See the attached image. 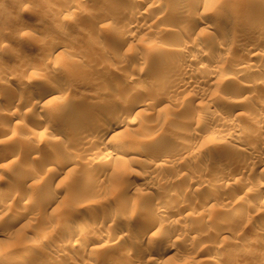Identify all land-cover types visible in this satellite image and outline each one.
Returning a JSON list of instances; mask_svg holds the SVG:
<instances>
[{
  "label": "rangeland",
  "instance_id": "obj_1",
  "mask_svg": "<svg viewBox=\"0 0 264 264\" xmlns=\"http://www.w3.org/2000/svg\"><path fill=\"white\" fill-rule=\"evenodd\" d=\"M65 1H67V2H65ZM108 1L109 0H69V1L68 0H0V83H3L2 84L3 86L0 84V120H2V121H0V146L6 145L8 142H10V143H13L14 141L17 142L19 146H15V144L17 145V143H15L13 148L14 147L16 148L17 153L19 151L17 158H20V159H18V161H19L18 164L16 162H14L15 164H10L7 166H4V165L1 166L0 165V183H2V185H1L2 188L8 184L7 181L10 182L9 184H13V183L17 184V182L19 181L18 182L19 187L22 185L20 188L18 187L19 190L22 189V191L17 192V193H20L21 195L18 194L19 195L18 196L16 194V191L14 189L13 190L11 189L12 191L9 190L8 193H6L7 196L4 195V197L2 198L4 200V202L7 203L6 206H7V209L9 211H7L6 209H4V210H6V211H4L3 208H0V218L2 216L1 214H3L2 213L3 211L5 214V215L4 214L3 215L7 218V220H6V218L3 216L5 218L4 219L5 221L2 220L3 224L0 223L1 224L0 225V228H1L0 231L4 230V231L0 232V233L4 232L3 234L0 235V243H1L0 248L2 249V250L0 249L1 250L0 251V253H1L0 254V264H14L13 262H15L16 264H26V263L27 264H29V263L39 264L40 262L42 264H56L60 261L67 263L66 260H67V258H69V256L72 257V260L77 259L76 262H78V260H79V263H80L81 259L84 260V259H86L87 256L90 257L89 254H93V256H98L100 259L103 257L104 258L108 257L107 258L108 260L110 259L109 262L107 261V259H105L103 262L104 258L101 259V261H100L99 258L95 257V258H97L96 259L97 264H99V261L101 264H104V263L107 264V262H108V264L110 262L111 263L116 262L115 264H118L119 259H120V261H122L121 264L123 262L126 263L125 261H127L131 252L129 251V249H126L127 252H129V253L125 254L126 250L125 249L121 250L120 246H122V248H123L124 244H125V248L127 246H132L133 250L141 249L140 244H138L136 242L135 243L138 245L134 244L135 239L131 238V236L133 237L135 234L132 232L137 233V235L140 234V232H141L140 230H142V229L140 228V230H139L138 226L143 227L142 225H144V221H145L146 217L148 216V214H150V212L154 213L157 211V209H158L157 206H159V203L156 199H154V195H156V194H162L163 195L164 194V195L168 196V198H170V197L173 198V196H171V192H170L172 190H178V192L185 194V197H184L185 200L182 201V199L181 200L177 199V198L175 199V197L173 199L170 198L171 200L169 199V201H170L169 204H170V206L172 205L171 207L173 209L174 208L177 209V210H174V212L176 211L175 212L176 215L170 214L168 217L167 216L168 213L167 214L164 213L167 217L164 215L165 217L162 218L163 217L162 216L161 218L163 219V221H165V220L166 221L165 222L162 221L161 224H165L166 226L162 225V228H161L160 227L161 225L157 224V226H155L152 229V232H156L159 229H163V227H164L165 232H169L172 235H178V233H180L181 234L180 236H182L183 231L185 233H189V231L187 232V230L190 228H191L190 230L195 229L199 232H200V230H202V233L201 232L199 233V234H201L199 237V239L201 241L198 240L191 247L188 244H186V242H184L183 240L177 242V253L178 254H176L177 256L175 257V262L179 261V260L183 261V259L185 260L187 258H190V259L191 258L192 259L198 258V255H197L198 253L195 249H198L197 247L200 246L199 242L202 243L203 239H205L203 242L204 243L207 242L206 244L211 243L209 245L224 244V248L219 249V254H218L217 259H220V261L221 260L225 261L227 259L228 263L230 262V264H263L260 262V253H261L260 250H261V248L258 247L257 245L255 246L254 242H251L252 243L251 244L250 241L254 240L255 238H259V239L264 238V232H262V231L258 232L254 228L256 224L262 223V225H264V194L262 196H259V197L256 196L255 194H253L254 189L257 186H259V184L264 183V169L262 168V166L259 168L257 167V164L259 161L263 162V167H264V120L259 122V127H261V128H259L258 130L257 129L255 130V125L254 124L250 125V123H248L249 127L241 128L242 124L247 122L246 120H242L240 125H239L242 132H240L238 134H227V132L224 131L222 129V127H220V120L221 119H219V118L216 119L217 118L216 116H210L209 114L204 113L203 106L204 105L207 106L209 104L212 105L213 102H211V99H209L206 96H204V97L202 96L201 98H199V100L197 99V101L192 102V101H190V97H193V96L199 94L201 92V90L207 88L209 90V93H211V96H215V98L218 99L219 101L221 100L220 102L217 100L219 102V105L213 103L215 108L217 109V113H219L217 116L221 115V116H219L221 118H223V117H225V118L235 117L237 115L238 116L239 115H241V116L245 115L246 116L248 114L253 115V113L255 111H257V109L264 112V103L262 102V99H261L264 97V84L262 83V81L264 80V78H263L264 77V20L259 19V18H255V17L252 18V15H251V17L248 16L246 18V20H244V17H242L241 13L239 12L240 7L242 8L243 6L240 4H239L240 5L239 6L237 3L234 4L235 2L234 1L230 2L231 0H201L200 4L198 5V8H195L192 11L190 10L192 5H193L192 0H172V1L171 0H154V1L152 0V2H150L151 0H149V1H147V3L145 5L142 6L141 10H146L147 13H148V11L151 10V12H149V15L150 14H152V15L149 16V18H147L146 20H142L141 22L137 23V27H136L138 30V34L144 35L146 37V39L147 40L149 39V40L147 42V40H145L143 37H138L139 38V40H138V38L136 36L137 39L135 38L136 40L133 39L130 42V43L133 42V44L135 46L134 47L132 46L131 49H128V47H127L128 50L126 51V53L128 55L126 54L127 55L126 58L129 59V57L134 56L136 53H134L133 50H135V49H136L135 52L140 51V53H141V51L142 52L150 51V54L152 56H153V54H156L155 52H157L158 58L157 57H156L157 59L155 58V56H157V55L153 56L154 59H153V57H151V60L148 61L149 63L147 62L146 65H143L144 67L142 66L144 69L141 68V71H140L139 64H138L140 62L139 60L136 61V63L138 64V70L132 68L133 66L136 68V66H135L136 64L135 65L133 64V63H135L134 62L135 60H133V58L135 56L130 58L131 60H133L132 63H131V60H129L130 61V63H129L128 59L127 60L125 59L127 61V62L125 61V63H124V61L117 63L116 65H118V66H116V67L118 69L114 65H112L110 62L109 67L111 65L112 71L114 70V68H116V70L119 71V72L114 71L113 72L114 75H112L113 73L110 72L111 69L109 70V67H107L108 65L107 66L105 65V62H107V60L109 62V59L111 60L113 57H116V55L114 54V48H113V46L116 44V43H114V42H116V40L114 39V38H116V36H115L116 34L114 35V32L117 33L118 26L121 25V23L118 19L114 22L113 17H117L118 14H119L118 16H120L121 14H123L125 12V10H124V8L123 9L120 8V13L118 11H115L117 9L108 10L106 8L107 7L106 2H108ZM110 1H117V0H110ZM69 2H70V4H69ZM76 2L79 4L77 5ZM117 2H123L125 4H134L136 2V0H135V2H133V0H119ZM131 2H133V3H131ZM170 2H172V3H170ZM209 2L214 4L213 9H207V5L209 4ZM66 3L71 5L72 7H70V8H73V10L72 11L70 10L71 12L69 11L68 14L66 13V15L63 16L61 14L60 10H62V8H64V9L67 8V6L69 7V5H67ZM75 4L77 6H75ZM165 4L169 5L170 7L165 8V6H164ZM170 4H172V5H170ZM148 5L151 7H148ZM175 6H176V8H175ZM172 7H174V8H172ZM177 8H179V9H177ZM189 10L191 11L190 13H188ZM254 11L256 12L257 10H254ZM34 12H35V14H34ZM140 12H138V15L143 16L142 12L141 13ZM58 14H59V16H58ZM104 14H105V16H103ZM106 14L107 15L111 14L112 16L111 15L107 16ZM99 15L101 16V18H98ZM155 16L158 17L157 20H154V19H156ZM239 16H241V18ZM103 17H104V21L107 23H105L104 21H103V23L99 22V21H102ZM105 17H106V19H105ZM169 17H170V19H169ZM162 18L164 20H162ZM194 18L200 22H206L207 21L206 23H209V24L213 23L214 25L212 27H210V29L209 28L205 29L202 26L197 27L195 29V31H193V33L189 34L190 36L189 35H187L188 37L187 36L185 37V35L183 36V34H182L183 30H180V29L182 27H183L182 29H184L185 26H182L181 24L185 23V25H186V23H188V22H189V24H191L192 19H193V21L195 20ZM108 19H113L112 20L113 22L111 20H108ZM166 19H168V20H166ZM226 19H228V20H226ZM229 19L231 20L230 23H228ZM240 19H241V21H239ZM94 20H95V22H94ZM108 21L111 22V26H109L110 23ZM91 22L93 23V25ZM144 22L147 24H145ZM241 22H243V23H241ZM99 23L100 24L102 23V24L100 25ZM114 23H116V25ZM140 24H143V26H140ZM151 24H153V25H151ZM61 25H63L64 27L65 26L67 27V30H66L67 32H64L62 34L57 33L58 32L57 30L59 28L63 27V26L61 27ZM180 25L182 27H179ZM237 25H238V27H237ZM165 26L167 29H170V30L168 31L167 29H164ZM152 28H153V31H149V30H152ZM157 28L161 29V30L164 29L167 32H165V34H163L164 33V30H163L162 34L158 33L160 31H158ZM240 28H242V30ZM140 29L142 31H140ZM171 29H172V31H171ZM175 29H178L181 32L177 31V30L175 31ZM206 30H207V32H206ZM109 31H110V34L113 33L114 36L112 34L110 35ZM154 31H158V32L154 33ZM197 31H199L198 34L196 33ZM177 32L178 33L180 32L182 35L178 34ZM226 32H228V33L230 32V34H228V33L227 34L230 35L229 37H231L232 39L238 38V40H239V37H241L242 40L240 39V41H250V42L253 41L256 44V46L258 45L257 49H256L258 51L256 52V50H255V52L258 54H256V55L254 54L255 55V57H254L252 52H247L244 49L241 50V48H239L240 50H236V48L231 47L225 41L228 38ZM156 33H158L160 36L158 37V34H156ZM154 34H156V37L154 36ZM239 34H241V36H238ZM243 34L246 35L247 39L249 38V40H246L245 39L246 36L244 37ZM87 35H88V37H87ZM221 35H223V37H221ZM58 36L61 39L66 40V42L68 43L67 50H68V47L70 46L69 48L72 49L74 47V49H72V50L69 49V50H71L72 52H73V50H75V51L78 50V52L75 53V51H74L73 53H71V52H69V50L68 51L65 50L66 51V52L64 51L65 53L62 51L61 53L57 54L56 57H54V58L52 57L53 59L52 58L51 59L48 58V60L46 58L42 59L43 58V55H42L43 52L42 51L44 50V48H42V44L45 45V44H47V42H49L50 39L59 38ZM148 36H149V38H148ZM182 36L184 37V40L185 41L188 40L187 42H189V43H193V41H195V40H201V39L206 38L205 42L203 41V43L206 44L205 48H206V52L208 54L206 53L205 55H202V56L198 55V56L193 57L195 59H194V62L191 66L192 72H190V73L181 72L182 74L181 73L178 75L169 74V76H168V73H166L165 70L162 71L163 69L166 68V66L160 65L162 63V62L160 63L162 57H161V59L159 58L160 54H161V50L157 51L158 49H156V48L159 46L161 48H163V47H166L168 45L169 46H171V45L175 46V44L173 45V43L180 42L182 39L181 38ZM83 37H86V38H83ZM109 38H111V39L109 40ZM194 38H196V39L193 40ZM220 38H222L221 42L219 41ZM150 39L153 41V45H152ZM34 40L36 43L33 42ZM111 40H112V42H111ZM95 42H97V43L103 42L104 43L103 45L105 47L106 46L107 47L106 48L104 47L105 49L104 48L100 49L99 46H97L99 44H97ZM166 42L167 43L169 42V43L167 44ZM206 42H209V43H206ZM215 42H216V44H215ZM223 42H224V44H223ZM164 45H166V46H164ZM78 46H80V47H78ZM144 47L146 50L144 49ZM97 48L99 50H97ZM107 48H109L110 50L108 51ZM100 50H103L104 52L101 53ZM93 51H94V53H93ZM87 52H89V53L87 54ZM159 52H160V54H158ZM66 53H68V54H66ZM74 53L78 57L76 55H73ZM81 53L82 54L85 53L84 55H85L86 59L87 58L90 59L89 57L91 56V54H94L95 60L93 59L94 61L93 60L87 61L86 59H83L84 64L80 68L76 69V71L79 70L78 74L76 72H74L75 74L72 72V71H75V68H73L74 70H72L71 66L67 67L66 63H61L58 60V58H60L62 55H64L70 62L71 60H73V58H71L70 56L73 55L72 57H74V58H80L79 56L81 55ZM150 54H149V57H150ZM190 54L191 53L188 52V53H185V55H183V56L179 55V57L178 56L173 57L172 55H169L168 53H166V54L164 53L163 55H161V56H163V58L165 60V61H163L162 64L167 62V64L170 65V62L171 63L176 62V60H179L178 58H182L184 56H190ZM215 54L221 58H222V56H224L223 57V63L224 64H221V65H223L222 68L220 67L221 69L219 68V70L217 71L219 79L221 80L220 83L218 82V84L216 83V84L209 85L208 82L205 83V81L203 82L204 79L200 78V79H198L199 82H197L196 86L191 87V88L190 87L173 88V87L169 86V84H171L172 80L174 81L175 79H179L182 77L183 78L187 77L188 79L191 77V79H192L193 76H190V75H193V73L196 72V70H198V68L201 65H203V63L204 64L209 63L211 56L212 57L216 56ZM86 55H88V56H86ZM112 55H113V57H112ZM234 55H235V57H234V59H232ZM83 56L81 55L82 58H83ZM94 56H91V59ZM109 56H111V57H109ZM96 58H98V60H96ZM118 58H119V56H118ZM244 58H247V59H244ZM74 60H77V59H74ZM241 60L244 61L243 63L254 62L255 63V65H254L255 69H254V71H250L249 73L244 75L243 81L240 85H238L237 87L236 86L232 87V88L230 87V89H229L228 88L229 86L225 82V80L227 78L233 76V74L236 73L235 70H233V69L236 68L237 63H238V66H240V64H243ZM101 62H103V64ZM30 63L32 66L30 65ZM157 64L161 67L162 66L163 67L165 66V67L164 68L159 67L158 69H156L158 67ZM228 65H229V67H227ZM227 69H228V71H227ZM130 70L135 71V73H137V71H138V73L135 74L137 76L136 81L132 82L130 84V85H132L131 86L133 88L132 90H138L139 88H141V83H143L144 81H147L150 83L155 82L156 79H159L161 76L163 77L164 72L167 74V76L162 78V80L164 79L163 80L164 84L163 83L162 84L163 85L168 84V86L160 87L163 85L161 84L162 81H159L160 80L159 79L158 82L156 81V84L154 83L155 85L152 84L154 86L150 85V88H149L150 93L147 92L148 87H146L147 88L146 94L148 93L149 97H151L153 99V103L152 102L150 103V100L152 101V99H150L147 96L148 97L147 101L149 99L150 100L148 101L149 105L144 107V110L146 112L143 110L144 113L142 111L141 114L139 113V115L137 116V119H138L137 121L138 122L141 121V124H139V126H138V124L137 125L136 124H130V123L124 124L126 126H123L122 127L123 129L122 128L121 129H122V131L125 130L124 131L125 133L124 134L120 133V135L118 134L119 137H121V138H119L117 136V139L115 138V140H112L113 142L110 141V143H107L104 146V149H106V150H113L115 152L118 151L117 153H119V154L124 153L123 156H127V158H129V161H128V163L126 162V165L128 167L130 166V168L125 167V169H123L124 172L122 173V171H121L122 168L120 170V165L119 164L117 165V168H118V170H117V168L115 167L117 162L115 161L114 158H110L112 160L107 161L108 165L110 166L109 167L110 170L106 171L105 175H103L105 167H103V165H101V164H98L96 162V160H94L96 157L94 159H92L90 157L81 155L80 154L81 151H77V150H79L80 144H81V142H83V137H82V135H84L83 131L84 130L87 131L91 128L94 129L95 127L98 128V126L100 124H102V120L104 118H106L107 115H109L107 113H109L112 110V109L111 110L109 109L110 108L109 105H111V108H112L113 101H112V99H111L112 102L108 101V99L113 98V100H114L115 98L112 97L111 95L108 97L103 96V97L107 98L108 102L105 101V98H103V97L100 98L101 100L104 99V102H107L106 106H108L109 108L106 106H104L105 108L104 107L94 108L95 107L94 106L91 109L89 106L86 107L87 104H86L85 100H92L93 99V97L95 96L94 94L95 93L97 94V88L96 87H98V85L104 83L103 81H105V79H106L105 82H110V80L112 82H114L116 79L120 80V78H115V79L110 78L111 76L108 75L109 73L110 74L112 73L111 75L113 77H118L119 74H120L119 76H122L120 71H124L122 73H125V72H128ZM142 70H143V72H142ZM193 70H194V72H193ZM88 71L89 72L91 71V73H89ZM150 71H151V73H150ZM222 71H223V73H222ZM139 72H141V73H139ZM161 73H162V75H161ZM165 73H164V76L166 75ZM70 74H72L74 76H76V74H77V76L80 74L81 77L76 76L74 78H70V76H69ZM91 74H93L92 77H90ZM147 74L149 76H147ZM106 75H107V77H105ZM157 75L158 76L160 75V77L158 78ZM90 78H92V79H90ZM153 78L155 79V81H153L154 80ZM169 78L170 79L172 78L171 82H170ZM112 79H114V81ZM121 79H122V77H121ZM256 79H258V80H256ZM53 80L57 81L61 85H66L67 83H69L70 86H69V84L66 85L67 89H69V90H66V89L63 90L62 95L60 94L61 93V91H60L59 94H60V96H62V97H60L61 99L59 98L57 100L51 101L49 103V105L43 106L42 109L39 106L40 108L38 107L36 110H33L34 111V113H33V111H32L33 107L29 104V98H28V97H30L29 94L31 92H33L36 89V87L39 86L40 84L47 83L48 81H53ZM88 80H91V81L89 82ZM93 80L96 83L93 84L92 83ZM107 80H109V81H107ZM141 80H142V82H141ZM21 82L23 85L25 84L27 86V90L29 93L27 96L26 95L21 96L20 94L17 95L16 93H14L20 89V87H21L20 83ZM62 83H64V84H62ZM86 83L92 84V85H90V88L88 86H86ZM225 83L227 84V86ZM255 83H257V84H255ZM7 84L9 85V87ZM82 84H84V85H82ZM158 84H159V87H155ZM249 85L251 87H249ZM153 87L158 88L159 90L155 89ZM161 88L164 90H162ZM165 88H166V90H165ZM86 92H88L89 94H87ZM91 92H92V94H91ZM93 92H94V94H93ZM232 93H234V94L232 95ZM237 93H238V95H237ZM82 94L83 95L86 94V96H85L86 98L85 97L83 98ZM90 94H91V96H90ZM88 95H89V97H88ZM171 96L179 97L180 100L177 98L179 101L178 100L173 101L172 99H170ZM245 96H247V97H245ZM217 97H219V98H217ZM11 98H12V100H11ZM186 98H188V99H186ZM243 98H245V99L247 98V100H245V101L246 102L248 101V102L246 103L245 101H243L244 100ZM181 99H182V101H181ZM239 101H241V102H239ZM65 102H66V104H64ZM109 102H111V104H109ZM67 103L70 106H75V107L77 106V109L79 107L78 110H80V111L84 110L83 112H85V113H89V111H90V113H92L91 117L93 118V120L91 117L89 118V120H87V122L89 121L88 122L89 125L86 126L85 129L80 128L81 130H79V129L75 130V128H72L75 130L74 131L70 128L71 123H73V122H75V120H77V119L73 120L72 117L70 118V116H69L70 113H66L63 116H59V115H61L62 111H64L62 109L63 108L62 106L67 105ZM79 103H81V104H79ZM60 104H61V107H60ZM178 104H179V106H178ZM4 107H6V108H4ZM7 107H10V109L7 110ZM80 107H81V109H80ZM252 107H254V108L252 109ZM57 108H59V111ZM64 109H66V108H64ZM65 111H67V109ZM107 111H109V112H107ZM74 112H72V113H74ZM8 113L14 114V121L11 122V124H10V126H11L10 131H8V132H6V134L2 135L3 134L1 132L2 127H3V124L6 122L5 117L8 116V115L6 116V114H8ZM38 114L42 115V117L48 123H51L52 125L47 124L46 129H45V126H43V125H42L43 127L41 125L39 126L38 122H36V117H35V116H38ZM198 114H201L200 117H201L202 121H204V122H202V123L196 122ZM4 115H5V117H4ZM15 115H17V116H15ZM57 116H59V118ZM66 116L68 117L69 120L66 119L67 118ZM204 117L206 120L204 119ZM57 120L59 123L57 122ZM63 120H65L66 122ZM33 121H35V122L33 123ZM68 122H69V124H67ZM37 124L39 126V130H38L39 132L38 131H37V133L35 132L34 135L30 134L31 132H29L27 129L30 128L29 130H31L32 127L35 128V126ZM91 124L94 126V128ZM90 126H91V128H89ZM207 126H208V128H207ZM49 127H51V128H49ZM124 127L126 129H124ZM127 127H128V129H127ZM205 128L208 129V131ZM219 129H222V130H219ZM200 133H202L204 138L202 139L201 137H198L200 139L199 140L196 136H198ZM173 136H175L174 138H176V140H178V142L177 141L173 142L174 141V140H172ZM177 137H179V139ZM235 137H237V138H235ZM21 138H24L25 140H22ZM26 138L28 141L26 140ZM196 138L198 140H196ZM17 140L20 141V143L22 141L23 142L20 144ZM186 140L188 142L196 141V142H194V148H190L187 146L185 147V145L187 143ZM26 141H27V143L29 142L30 145H29V143L27 144ZM153 141H155V143H153ZM38 142H39V144H38ZM228 142H229V145L232 142L231 144L235 145V146L229 147L227 149L228 152L222 151L223 149H222V146L220 144H222V143L227 144ZM152 143H153V145H152ZM121 144L125 147V149H124V147L121 146ZM28 146L29 147L31 146L30 148L31 149L34 148V150H31ZM23 147L25 148V150ZM77 147H78V149H76ZM184 148L187 149V155L186 156L188 158L186 156L181 157L178 155V151L184 150ZM219 148H221V149H219ZM27 149L30 151H28ZM192 149H193V151H192ZM55 150H57V152H58V150L61 151L62 154H64V155L66 153V157H65L66 162H68L70 160L71 162L74 161V162L79 163V164L82 163V168H83V166L85 168H83V169L81 168L78 171H73V170H70V171L66 170L65 171V169L63 168V163H62L61 166L58 167V171H57L58 175H56V178L54 179L55 182L53 181L51 184V182L48 181V178L52 172H49L48 171L49 169L48 170L46 169V168H50V165H47L48 167H45V166H43V164H45L44 161L46 162V164L47 163L50 164V161H51L50 156L53 152H55ZM24 151H25V153H24ZM236 151H238V154ZM239 151L241 154L239 153ZM21 152H23V153H21ZM191 152H193V153H191ZM235 153H236V156H235ZM19 154H22L21 157H18V156H20ZM47 154H49V155L47 156ZM244 155H246V156L244 157ZM46 157H49L47 161H46ZM164 157L168 158V166L163 165L162 166L163 169H162V167H159V168H156L155 170H151L148 167L150 163L152 164L153 162L159 160L160 158H164ZM154 158L156 160H154ZM151 160L152 161L154 160V161L150 162ZM66 162H64V164ZM188 162L190 165L188 164ZM182 165L185 167L181 168ZM113 166H114V168H113ZM173 166H176V167L173 168ZM228 166L229 167H231V166L239 167L240 166L241 170L237 173V175H238L237 179H231L228 183L223 184L222 187L208 189L209 191L207 190V191L203 192L202 190H200L198 192L195 191L196 193L194 191H192L193 193L190 191L194 185H200V187L202 186L201 188L204 189L206 187L205 182H207V180L212 179V181H214L215 180L214 177H217V176H215L214 172H217L218 170L221 171L222 169H224V170L228 169L229 170L230 168ZM33 167H34V169H32ZM220 167L221 168L223 167V168L221 169ZM233 167H231V168H233ZM42 169H43V171H42ZM86 169H87V171H86ZM177 169H178V171H176ZM215 169H216V171H215ZM146 170H147V172H146ZM144 172H146V176L144 175L145 174ZM147 173H148V175H147ZM96 174L98 176H95ZM139 174H140V176L144 175L147 179H145V181H144L143 179L140 178ZM99 175L100 176L103 175L104 176L103 179H101ZM196 175L201 176V177L197 180L195 178ZM213 175H214V177H213ZM94 177L95 178L97 177L96 180H94ZM149 178L150 179L152 178V179L150 180ZM21 182H23V184H20ZM191 183L192 184L194 183V185H192ZM189 191H190V193H189ZM233 191L234 192L239 191V193H238L239 196H237V198H235L236 203L234 204V206H230V207H226V208L222 207L224 210L220 209V207L217 206L216 204H218V203L220 204L221 202H223V200L226 201L227 199H229L231 197V195L234 193ZM58 193H59L60 197L56 196V194L58 195ZM23 194H25V195H23ZM151 194H153V195H151ZM206 194L211 196V198H212L210 201L211 203L209 202L206 205V209L205 208L199 209L200 210V212H199V210H197L198 209L197 206H195L194 203L199 201V199L201 198L202 195H206ZM13 196H14V198H13ZM54 196H56L57 198ZM6 197L7 198L10 197L11 199L13 198L12 201H14V199H16V197L17 198L19 197L17 200H23V198H24L26 201L28 200V203L30 201V204H27V206H26L27 208H25V207L23 208V210L26 209L25 210L26 216L23 219V221L18 225L8 226V224L7 225L4 224L5 222L7 223L8 217L11 215V213L12 212L15 213V211H17L16 208L13 207L14 204H13V206L10 205L11 203L9 201H11V199L9 200ZM4 198L6 199V201ZM151 198L154 200H152ZM191 199H193V200H191ZM43 200L45 203L48 200L50 205L48 206V204H47L48 207L46 205H45L46 207H44L42 205V204H44ZM172 200H173V202H172ZM218 200L220 202H218ZM8 202H9V204H8ZM177 202H178V204H177ZM214 202H216V204ZM179 203H182V205ZM185 203L188 204L187 206L189 208H187L184 211V208L186 207V206H184V205H186ZM9 205L12 207L11 209H9L10 208V207H8ZM28 205H29V207H28ZM6 206H5V208H6ZM174 206H176V207H174ZM194 206H195V208H194ZM251 207H252V209H251ZM253 207H254V209H253ZM14 209H15V211H14ZM203 209L205 211H203ZM215 209L218 210V212L217 211H215V212H217L219 215L223 214L222 216H224L223 218H225V219H223L224 221L222 220V216H220V217L216 216L215 218L208 219L209 218L208 215L210 213L214 212ZM249 209H250V211L251 210L252 211L249 212ZM23 210H22V212H23ZM98 210L99 211L104 210L105 213H107V214L108 213H111V214L114 213V215H112V217H114V218L108 217V218H110L109 220L107 219L105 221H101V223H103L102 226L105 227L104 230H102L103 227L101 226V230L103 233L106 232L105 234H109V233L112 234V233H115L116 230H117L116 233H118L119 231H122L123 228L126 227V225L128 226V223H129V228H130V224L132 226L130 228V231L132 229L131 233L134 235H131V233H130V235H131L130 236L129 233H127V234H125L127 237L129 236L127 238V237H124L125 236L124 234H122L119 241L117 242V245L116 244H115V246L111 245L114 248L120 244V246H118V248L117 247L114 248L115 250L113 248H111V246L108 247V250H106V248H105L106 245H103L104 242L102 243V241L89 242V244L86 246L87 248L86 247L82 248L83 250H81L79 247H77L78 245L72 246V247H70L72 249H70V248L68 249V250H70V251H68L70 254L67 253L68 255L67 254L65 255L62 251L58 250V248L55 245L56 244L58 245V243H60L59 242V241H61V240H59V239H61L60 235H61V237L63 235L65 236V231L68 230L69 226H71L69 224H76L79 222L83 223V219L85 221L88 218L89 219L96 218V220L95 219L94 220L96 222L97 221L100 222V218H98L99 217L98 216L99 215ZM106 210H108L109 212ZM219 210H221L222 214H220L221 212ZM247 210L249 213H252L254 210V212H253L254 216L252 215L253 219L251 221H249L247 219H241L240 220L239 216L238 217H235L234 215L232 216V214L235 211L245 212ZM255 210H257V211H255ZM84 211L86 213H88V215H86L85 217L82 215V212H84ZM27 212H30V213H27ZM197 212H199L201 215ZM203 212H205V213H203ZM231 212H233V213H231ZM188 213L191 215L194 214L196 216H198V214H199V216L202 218L199 219V217H198L197 218L198 220L195 219L194 221H193V219L191 220V218H188V220L190 219L189 221L187 220L189 222V224L190 225L194 224L195 226H190L188 223H187V225H189V226H182L181 224L178 223V227H177L176 226L177 224H175V223H177L178 217L180 220L186 219L185 216ZM111 214H109V216ZM28 215L30 217H28ZM181 215H183V216H181ZM225 215H226L227 219H226ZM115 216H118V217H116L118 221H116ZM171 216H172V218H171ZM218 218H220V220ZM1 219H3V218H1ZM111 219H113V220H111ZM173 219H175L174 222H172ZM79 220H81V221H79ZM169 220L172 223H168ZM204 221H206L207 225L205 224ZM221 221L224 223H222ZM108 222H109V225H108ZM117 222H119L120 224H118ZM200 222H202L203 224ZM58 223L63 225L62 231L64 232V234L62 231H61L62 234H57L56 232H55L56 234L54 232L53 233L49 232V230L54 228L56 226V224H58ZM115 223H117V224H115ZM121 223L124 226H122ZM197 223L199 225L202 224V226L200 227ZM174 224H175V226H174ZM118 225L121 227H118ZM210 225H212V227H209ZM116 226L118 227V229H116L117 228ZM24 227H28L27 231H29V232H26L27 236L22 238L23 240L21 242L20 234L23 231ZM133 227L135 229L137 228L139 230V233H138L137 229L135 231V229ZM173 227L174 228L176 227V228L174 229ZM183 227H185V228L189 227V228H187V230H185V228H183ZM193 227H195V228H193ZM107 228H109L110 230ZM113 229H114V231H113ZM133 229H134V231H133ZM180 229H182L183 231H181ZM46 230H48V232H49L48 234H50L49 239L52 238L51 234H52V236H53V234H55L56 239H54L55 237H53L52 242H51V240H49V242H47V244H43V245L40 244L39 239L36 240L37 243L35 242V240L33 241L34 237L39 238V236H41V234H43V232ZM91 230H93V231H91ZM91 230L90 229L87 230V232L85 234H83V236L80 237V241L92 239L95 235L94 231L96 232V231L100 230V228H98V230H96V229H91ZM108 230H109V232H108ZM17 231H19V233ZM7 232L9 233L10 236L7 234ZM102 232L99 231V233H97V232L96 233L98 235ZM44 233H47V231ZM185 233H184V235H185ZM16 234L19 236H17ZM3 235H5V236H3ZM89 235H90V237H89ZM160 235H161V233H160ZM158 236H159V234H158ZM158 236L156 238H158ZM58 237H59V239H58ZM130 238L133 239L134 241L133 240L131 241ZM156 238L149 240V241L155 242V241H157ZM57 240H58V242H56ZM146 241H148V240H146ZM146 241L144 242L143 246H146L148 243H150L149 241L148 242H146ZM3 243H4V246L2 245ZM95 244L97 245L96 247H94ZM98 245H103L104 247L103 246L98 247ZM2 246L4 247V250H3ZM51 246H53V247L51 248ZM101 247H102V249L105 248L103 250H105L106 252H104L101 249ZM246 247L249 249H246ZM54 248H56L57 251H55ZM40 249H42V250H40ZM78 249H80V250H78ZM40 252H42V253H40ZM60 252L63 253V255H61ZM100 252H103V253H100ZM107 252H109V255L110 254L111 255L105 257L106 255H108ZM122 252L124 253L125 256L123 255ZM158 252H160V253H158ZM98 253H100V254L98 255ZM162 253H163L162 248H158L157 251H155L153 253L154 255L152 254V256H153L152 258L158 259V257H161L163 255ZM158 254H159V256H158ZM213 254H214V251L209 252L208 249H205V251L202 252L201 258L204 257L205 259H209V257ZM2 255H5V256H2ZM64 255L66 256V258H64ZM101 255H102V257H101ZM113 255H114V258L116 256L118 258V256H119V259L116 258L115 261H111V260H113ZM125 257H127V258H125ZM223 258H225V259H223ZM124 259H126V260H124ZM35 261H36V263H35ZM37 261H38V263H37ZM222 261H221V264H223ZM8 262H10V263H8ZM17 262H19V263H17ZM81 264H83V262ZM226 264H227V262H226Z\"/></svg>",
  "mask_w": 264,
  "mask_h": 264
},
{
  "label": "bare ground",
  "instance_id": "obj_2",
  "mask_svg": "<svg viewBox=\"0 0 264 264\" xmlns=\"http://www.w3.org/2000/svg\"><path fill=\"white\" fill-rule=\"evenodd\" d=\"M69 1V0H68ZM117 1H119V0H117ZM117 1H108V2H106V4H107V9L108 10H115V9H117V10H115V11H118L119 13H120V8H124V10H125V12L123 13V14H121L120 16H118L117 15V17H113V19H108V20H113L114 22L118 19L119 21H120V23H121V25L120 26H118V31H117V33H115L114 32V35L116 36V38H114L115 40H116V42H114V43H116L114 46H113V48H114V54L116 55V57H113V55H112V59L110 60L109 59V62H108V60H107V62H105V65L107 66V67H109V63L111 62V64L112 65H114L115 67L116 66H118V65H116L117 63H119V62H122V61H124V63H125V61L128 59V58H126L127 57V53H126V51L128 50V49H131L132 48V46L134 47L135 45L133 44V42L132 43H130L131 42V40H133V39H135L136 38V36H137V38L138 37H143L145 40H147L146 39V37L144 36V35H139L138 34V30H137V23H139V22H141L142 20H146L147 18H149V16H151L152 14H150L149 15V12H151V10L150 11H148V13H147V11L146 10H141V8H142V6L143 5H145L146 3H147V1H149V0H136V2H135V0H133V2H135L134 4H125V3H123V2H117ZM154 1V0H153ZM172 1V0H171ZM200 1L201 0H192V3H193V5H192V7H191V11L192 10H194L195 8H198V5L200 4ZM232 1H234L235 3L234 4H240V5H242L243 7L241 8L240 7V9H239V12L241 13V15H242V17H244V20H246V18L249 16V17H251V15H252V18H259V19H262V20H264V0H231L230 2H232ZM65 2H67V1H65ZM133 2H131V3H133ZM150 2H152V0L150 1ZM77 3V2H76ZM161 3V2H160ZM170 3H172V2H170ZM67 4V3H66ZM69 4H70V2H69ZM69 4H67V5H69ZM79 3H77V5H78ZM73 5V4H72ZM76 4H75V6H77ZM170 5H172V4H170ZM176 5V4H175ZM182 5V4H181ZM205 5V4H204ZM203 5V6H204ZM213 3H210L209 2V4L207 5V9H213ZM239 5V6H240ZM165 6V8H169L170 6L169 5H164ZM180 6V5H179ZM238 6V7H239ZM66 7V6H65ZM70 7H72L71 5H69V7L67 6V8H62V10H60L61 11V14L64 16V15H66V13L68 14V12L71 10H73V8H70ZM74 7V6H73ZM148 7H151V6H149L148 5ZM69 8V9H68ZM83 8V7H82ZM154 8V7H153ZM172 8H174V7H172ZM175 8H176V6H175ZM78 9V8H77ZM119 9V10H118ZM177 9H179V8H177ZM84 10V9H83ZM169 10V9H168ZM175 10V9H174ZM189 10V12L188 13H190L191 11ZM254 10H257L256 12L254 11ZM70 11V12H71ZM142 12V14H143V16L142 15H138V12ZM177 11V10H176ZM235 11V10H234ZM238 11V10H237ZM84 12V11H83ZM113 12V11H112ZM140 12V13H141ZM182 12V11H181ZM207 12V11H206ZM60 13V12H59ZM108 13V12H107ZM111 13V12H110ZM115 13V12H114ZM137 13V14H136ZM153 13V12H152ZM163 13V12H162ZM177 13V12H176ZM183 13V12H182ZM34 14H35V12H34ZM109 14V13H108ZM155 14V13H154ZM157 14V13H156ZM107 15V14H106ZM111 15V14H110ZM110 15H107V16H110ZM237 15V14H236ZM239 15V14H238ZM32 16V15H31ZM30 16V17H31ZM36 16V15H35ZM58 16H59V14H58ZM82 16V15H81ZM103 16H105V14L103 15ZM112 16V15H111ZM115 16V15H114ZM154 16V15H153ZM158 16V15H157ZM157 16H155V18L156 19H154V20H157L158 19V17ZM163 16V15H162ZM206 16V15H205ZM85 17V16H84ZM240 18H241V16H239ZM98 18H101V16L99 15V17ZM108 18V17H107ZM111 18V17H110ZM205 18V17H204ZM105 19H106V17H105ZM169 19H170V17H169ZM195 19V18H194ZM99 20V19H98ZM101 20V19H100ZM162 20H164L163 18H162ZM166 20H168V19H166ZM207 20V19H206ZM226 20H228V19H226ZM103 21H104V17L102 18V21H99V22H102L103 23ZM107 21V20H106ZM112 21V22H113ZM189 21V20H188ZM192 21H193V19H192ZM191 21V24H189V22L188 23H186V25H185V23H180L182 26H185L184 27V29H182L183 27L180 25L179 27H182L180 30H183V32H182V34H183V36L185 35V37L187 36V35H189L190 33H193V31H195V29L197 28V27H204L205 29L207 28H209L210 29V27H212L214 24L213 23H206V22H200V21H198L197 19H195L193 22ZM230 19H229V22L228 23H230ZM239 21H241V19L239 20ZM94 22H95V20H94ZM105 22V21H104ZM109 23H110V25L109 26H111V22L110 21H108ZM92 23V22H91ZM101 23V24H102ZM105 23H107V22H105ZM145 23V22H144ZM241 23H243V22H241ZM95 24V23H94ZM100 24V23H99ZM100 24V25H101ZM115 25H116V23H114ZM145 24H147V23H145ZM144 24V25H145ZM172 24V23H171ZM184 24V25H183ZM188 24V25H187ZM203 24V25H202ZM238 24V23H237ZM92 25H93V23H92ZM96 25V24H95ZM151 25H153V24H151ZM155 25V24H154ZM63 25H61V27H62ZM105 26V25H104ZM140 26H143V24H140ZM147 26V25H146ZM149 26V25H148ZM240 26V25H239ZM256 26V25H255ZM237 27H238V25H237ZM143 29V28H142ZM146 29V28H145ZM151 29V28H150ZM158 29V28H157ZM164 29H167L166 28V26H165V28ZM164 29H158V31H160V32H158V31H154V33L155 32H158V33H163V30ZM173 29V28H172ZM172 29H171V31H172ZM241 30H242V28H240ZM67 30V27L65 26H63L62 28H59L57 31V33H64V32H67L66 31ZM168 31L170 30V29H167ZM174 30V29H173ZM180 31V30H178V29H175V31ZM228 30V29H227ZM140 31H142L141 29H140ZM149 31H153V28H152V30H149ZM225 31V30H224ZM84 32V31H83ZM165 32H167V31H165L164 30V33L163 34H165ZM181 32V31H180ZM178 33V34H181V33ZM198 32L199 31H197L196 33L198 34ZM206 32H207V30H206ZM70 33V32H69ZM152 33V32H151ZM150 33V34H151ZM158 33H156V34H158ZM195 33V32H194ZM228 32H226V34H227ZM244 33V32H243ZM82 34V33H81ZM109 34H110V31H109ZM112 35H113V33H111ZM110 34V35H111ZM156 34H154V36L156 37ZM181 34V35H182ZM206 34V33H205ZM213 34V33H212ZM228 34H230V32L228 33ZM227 34V36H228V38L225 40L231 47H234V48H236V50H240L239 48H241V50H246L247 52H252L253 53V55L255 54H258V53H256L258 50H256L257 49V46H256V44L252 41V42H250V41H240V39H241V37H239V40H238V38H234V39H232L231 37H229L230 35H228ZM245 34V33H244ZM243 34V35H244ZM83 35V34H82ZM101 35V34H100ZM107 35V34H106ZM113 35V36H114ZM153 35V34H152ZM151 35V36H152ZM193 35V34H192ZM196 35V34H195ZM150 36V37H151ZM160 35L158 34V37H159ZM164 36V35H163ZM166 36V35H165ZM181 37L180 39H181V41L180 42H177V43H173V45L175 44V46H166V45H164V46H166V47H163V48H161L160 46V48L159 47H157L156 45V49H158L157 51H159V50H161V54H160V52L158 53V54H160V59H161V57H162V59H161V61H160V63L162 62L163 63V61H165L164 60V58H163V56H161V55H163L164 53L166 54V53H168L169 55H172L173 57H176V56H178L179 57V55H181V56H183V55H185V53H188V52H190L191 54H190V56H184V57H182V58H178L179 60H176V62H173V63H171L170 62V65H168L167 64V62L166 63H164V64H160V65H165L166 66V68L165 69H163L162 71H166V73H168V76H169V74H175V75H178V74H180L181 72H187V73H190V72H192L191 70H192V68H191V66H192V64H193V62H194V59L195 58H193L194 56H198V55H205L207 52H206V44H204L203 43V41L205 42V40H206V38L205 39H201V40H195L196 38H194L193 40H195V41H193V43H189V42H187V41H185L184 40V37ZM190 36V35H189ZM238 36H241V34H239ZM246 35H244V37H245ZM59 37V36H58ZM71 37V36H70ZM87 37H88V35H87ZM102 37V36H101ZM162 37V36H161ZM167 37V36H166ZM188 37V36H187ZM221 37H223V35H221ZM226 37V36H225ZM237 37V36H236ZM83 38H86V37H83ZM106 38V37H105ZM136 38V39H137ZM148 38H149V36H148ZM154 38V37H153ZM218 38V37H217ZM243 38V37H242ZM88 39V38H87ZM111 38H109V40H110ZM135 39V40H136ZM167 39V38H166ZM221 39L222 38H220V42H221ZM245 39L246 40H249V38L247 39V36L245 37ZM85 40V39H84ZM94 40V39H93ZM138 40H139V38H138ZM137 40V41H138ZM149 40V39H148ZM148 40H147V42H148ZM151 40V39H150ZM164 40V39H163ZM242 40V39H241ZM78 41V40H77ZM101 41V40H100ZM106 41V40H105ZM34 43H36L35 42V40L33 41ZM111 42H112V40H111ZM135 42V41H134ZM161 42V41H160ZM165 42V41H164ZM192 42V41H191ZM80 43V42H79ZM91 43V42H90ZM95 43H97V42H95ZM94 43V44H95ZM106 43V42H105ZM108 43V42H107ZM151 43H152V45H153V41L151 40ZM159 43V42H158ZM167 43V42H166ZM169 43V42H168ZM167 43V44H168ZM206 43H209V42H206ZM38 44V43H37ZM97 44H99V45H97ZM96 45L97 46H99V48L100 49H103L105 46L103 45L104 43L102 42V43H100V42H98ZM111 44V43H110ZM130 44V45H129ZM162 44V43H161ZM215 44H216V42H215ZM223 44H224V42H223ZM258 44V43H257ZM260 44V43H259ZM81 45V44H80ZM85 45V44H84ZM148 45V44H147ZM262 45V44H261ZM67 46H68V43L66 42V40H64V39H61L60 37L59 38H52V39H50L49 40V42H47V44H45V45H43L42 44V48H44V50L42 51L43 52V58L42 59H47L48 60V58H54V57H56V55L57 54H59V53H61L62 51L64 52L65 50H67ZM94 46V45H93ZM111 46V45H110ZM150 46V45H149ZM162 46V45H161ZM216 46V45H215ZM70 47V46H69ZM68 47V50L69 49H71V48H69ZM78 47H80V46H78ZM84 47V46H83ZM107 47V46H106ZM105 47V48H106ZM127 47H128V49H127ZM130 47V48H129ZM221 47V46H220ZM262 47V46H261ZM91 48V47H90ZM89 48V49H90ZM96 48V47H95ZM104 48V49H105ZM149 48V47H148ZM147 48V49H148ZM223 48V47H222ZM72 49H74V47L72 48ZM71 49V50H72ZM108 49V51L110 50L109 48H107ZM112 49V48H111ZM144 49H145V47H144ZM225 49V48H224ZM260 49V48H259ZM67 50V51H68ZM71 50H69V52H71V53H73L75 50H73V52L71 51ZM81 50V49H80ZM83 50V49H82ZM85 50V49H84ZM88 50V49H87ZM97 50H99L98 48H97ZM136 50V49H135ZM135 50H133L134 51V53H136L134 56H132V57H134L133 58V60H135L134 62L135 63H133L135 66H136V68L133 66L132 68L133 69H137L138 70V64H139V68H140V71H141V68L142 69H144L143 67V65H146V63L148 62V61H150L151 60V57H153L154 55H157V52H155L156 54H153V56L150 54V51H145V52H142L141 51V53H140V51H137V52H135ZM146 50V49H145ZM208 50V49H207ZM226 50V49H225ZM255 50H256V52H255ZM95 51V50H94ZM94 51H93V53H94ZM132 51V52H133ZM156 51V50H155ZM216 51V50H215ZM66 52V51H65ZM64 52V53H65ZM78 52V50L77 51H75V53H77ZM80 52V51H79ZM100 52L102 53V52H104L103 50H100ZM106 52V51H105ZM131 52V53H132ZM139 52V53H138ZM163 52V53H162ZM255 52V53H254ZM73 54V55H76V54ZM89 52H87V54H88ZM97 53V52H96ZM95 53V54H96ZM99 53V52H98ZM242 53V52H241ZM66 54H68V53H66ZM79 54V53H78ZM85 54V53H84ZM84 54H82L81 53V55L83 56ZM127 54V55H126ZM133 54V53H132ZM149 54H150V57H149ZM208 54V53H207ZM246 54V53H245ZM72 55V56H73ZM81 55L79 56L80 58H74V57H72V56H70L71 58H73V60H71L70 62H69V60L64 56V55H62L60 58H58V60L61 62V63H66L65 65L67 66V67H70L71 66V68H72V70H74L73 68H75V71H72L73 73L74 72H76L77 74H78V71H76V69H78V68H80L83 64H84V62H83V59H86V57H85V55L83 56V58L81 57ZM99 55V54H98ZM126 55V56H125ZM130 55V54H129ZM216 55V54H215ZM255 55H254V57H255ZM68 56V57H69ZM77 56V55H76ZM86 56H88V55H86ZM91 56H94V54H91ZM91 56L89 57L90 59H86L87 61L89 60V61H91V60H93L94 58H95V56L94 57H92V59H91ZM101 56V55H100ZM103 56V55H102ZM118 56H119V58H118ZM131 56V55H130ZM226 56V55H225ZM258 56V55H257ZM260 56V55H259ZM78 57V56H77ZM85 57V58H84ZM109 57H111V56H109ZM129 57V56H128ZM132 57H129V59H128V61L129 60H131L130 58H132ZM158 58V55L157 56H155V58ZM171 57V56H170ZM223 57L224 56H222V58L221 57H218L217 55L216 56H211V59L209 60L210 62L209 63H207V64H204L203 63V65H201L199 68H198V70H196V72H194V70H193V75H190V76H193L192 77V79H191V77L188 79L187 77L185 78H179V79H175L174 81L172 80V82H171V79L173 78H169L170 79V82H171V84H169V86L170 87H173V88H183V87H194V86H196V84H197V82H199L198 81V79H204L203 80V82L205 81V83L206 82H208L209 83V85H212V84H218V82L220 83V79H219V76H218V70H219V68L221 67L222 68V66L223 65H221V64H224L223 63ZM232 57V56H231ZM234 57H235V55L233 56V58L232 59H234ZM249 57V56H248ZM247 57V58H248ZM52 58V59H53ZM156 58V59H157ZM237 58V57H236ZM247 58H244V59H247ZM74 59H77V60H74ZM126 59V60H125ZM153 59H154V57H153ZM205 59V58H204ZM229 59V58H228ZM241 59V58H240ZM46 60V61H47ZM95 60V59H94ZM93 60V61H94ZM96 60H98V58H96ZM133 60H131V63H132V61ZM137 60H139L140 62L137 64L136 63V61ZM249 60V59H248ZM247 60V61H248ZM92 61V62H93ZM232 61V60H231ZM237 61V60H236ZM242 61V63L244 62L243 60H241ZM250 61V60H249ZM254 61V60H253ZM127 62V61H126ZM240 62V61H239ZM246 62V61H245ZM90 63V62H89ZM94 63V62H93ZM102 64H103V62H101ZM108 63V64H107ZM129 63H130V61H129ZM149 63V62H148ZM159 63V62H158ZM29 64V63H28ZM69 64V65H68ZM127 64V63H126ZM132 64V65H133ZM168 66H167V65ZM234 64V63H233ZM3 65V64H2ZM30 65H31V63H30ZM158 65V64H157ZM254 65H255V63L254 62H246V63H243V64H240V66H238V63H237V65H236V68L235 69H233V70H235V74H233V76H231V77H229V78H227L226 80H225V82L228 84V88L230 89V87L232 88V87H237L238 85H240L241 83H242V81H243V78H244V75H246L247 73H249L250 71H254V69H255V67H254ZM32 66V65H31ZM92 66V65H91ZM143 66V67H142ZM164 66V67H165ZM234 66V65H233ZM87 67V66H86ZM102 67V66H101ZM113 67V66H112ZM157 67V66H156ZM159 67H161V66H159L158 65V67L156 68V69H158ZM163 67V66H162ZM161 67V68H162ZM163 67V68H164ZM227 67H229V65L227 66ZM235 67V66H234ZM254 67V68H253ZM105 68V67H104ZM114 68V67H113ZM117 68V67H116ZM116 68H114V70L112 71V69H111V65H110V67H109V70H110V72H117L118 70H116ZM220 68V69H221ZM118 69V68H117ZM106 70V69H105ZM132 70V69H131ZM128 71V72H125V73H122V72H124V71H120V73H121V75L122 76H119L118 75V77H113L112 75H114V73L111 75L110 73L108 74V75H110L111 77L110 78H120V80H118V79H116L115 81H114V79H112L114 82H112L111 80H110V82H105L106 81V79H105V81H103L104 83H102V84H100V85H98V87H96L97 88V94L95 93L94 94V92H93V94L95 95H93L94 97H93V99L92 100H85V102H86V107L87 106H89L91 109H92V107H94V108H100V107H104V106H106V104H107V102L108 101H111V99H112V101H113V103H112V108H111V105H109L110 106V108L108 107V106H106V107H108L107 109L110 111H107V112H109V113H107V114H109V115H107V117L106 118H104L103 120H102V124H98L99 126H98V128H94V126H93V128L94 129H92L91 128V126L89 127V128H91V129H89V130H87V131H83L84 133V135H82V137H83V142H81V144H80V147H79V150H77V151H81V155H84V156H87V157H90V158H92V159H94L95 157V159L94 160H96V162L98 163V164H101V165H103V167H105L104 168V174L103 175H105V173H106V171H108V170H110L109 169V165H108V163H107V161L108 160H112V159H110V158H114L115 159V161L117 162V164H116V168H117V165L119 164L120 165V170H121V168H122V173L124 172L123 171V169H125V167H127V168H130V166L128 167L127 165H126V162L128 163V161H129V158H127V156H123V154H119V153H117V152H115V151H113V150H106V149H104V146L107 144V143H110V141H112V140H115V138L117 139V136L119 137V135H120V133L121 134H124L125 132V130H123L122 131V127L123 126H126V125H124V124H128V123H130V124H138V126H139V124H141V121H137L138 119H137V116L139 115V113L141 114V112L144 110V107L145 106H147V105H149V100L150 99H152L151 97H149V94L147 93L146 94V91H147V88L146 87H148V91L147 92H149L150 93V90H149V88H150V85L151 86H154L155 84H156V81L158 82V80L159 81H162L161 82V84L163 83V80H162V78L163 77H166L167 76V74L164 76V73H163V77L161 76L160 77V75L158 76V78L159 79H156V81H155V79L153 80V81H155V82H152V83H150V82H147V81H144L143 83H141V88H139L138 90H132L133 88L131 87L132 85H130L132 82H135L136 81V78H137V76L135 75V74H137L138 73V71H137V73H135V71ZM232 70V69H231ZM230 70V71H231ZM92 71V70H91ZM91 71L89 72V73H91ZM94 71V70H93ZM161 71V72H162ZM227 71H228V69H227ZM63 72V71H62ZM119 72V71H118ZM142 72H143V70H142ZM72 73V74H73ZM80 73V72H79ZM139 73H141V72H139ZM145 73V72H144ZM150 73H151V71H150ZM222 73H223V71H222ZM67 74V73H66ZM72 74H70L69 76H70V78H74V77H76L77 76V74H76V76H74V75H72ZM75 74V73H74ZM82 74V73H81ZM107 74V73H106ZM149 74V73H148ZM147 74V76H149ZM155 74V73H154ZM182 74V73H181ZM62 75V74H61ZM72 75V76H71ZM92 75L93 74H91L90 75V77H92ZM103 75V74H102ZM116 75V74H115ZM161 75H162V73H161ZM223 75V74H222ZM68 76V77H69ZM80 76V74L77 76V77H79ZM151 76V75H150ZM156 76V77H157ZM181 76V75H180ZM183 76V75H182ZM224 76V75H223ZM81 77V76H80ZM105 77H107V75L105 76ZM121 77H122V79H121ZM141 77V76H140ZM144 77V76H143ZM150 78V77H149ZM264 78V77H263ZM90 79H92V78H90ZM152 79V78H151ZM166 79V78H165ZM259 79V78H258ZM258 79H256V80H258ZM52 80V79H51ZM73 80V79H72ZM77 80V79H76ZM148 80V79H147ZM167 80V79H166ZM89 82L91 81V80H88ZM94 81V80H93ZM92 81V83L94 84V83H96L95 81L93 82ZM107 81H109V80H107ZM253 81V80H252ZM8 82V81H7ZM73 82V81H72ZM112 82V83H111ZM141 82H142V80H141ZM169 82V81H168ZM224 82V81H223ZM251 82V81H250ZM67 83V82H66ZM65 83V84H66ZM80 83V82H79ZM155 83V84H154ZM225 83V84H226ZM246 83V82H245ZM262 83L264 84V80L262 81ZM1 85L3 84V83H0ZM9 84V83H8ZM7 84V85H8ZM21 84V87H20V89L17 91V92H14V93H16L17 95H21V96H24V95H28L29 93H28V90H27V86L24 84H22V82L20 83ZM62 84H64V83H62ZM69 83H67L66 85H68ZM152 84H154V85H152ZM160 84V85H161ZM164 84V83H163ZM162 84V85H163ZM224 84V83H223ZM227 84H226V86H227ZM253 84V83H252ZM255 84H257V83H255ZM39 85V84H38ZM66 85H61L60 83H58L57 81H48L47 83H43V84H40L39 86H37L36 87V89L33 91V92H31L30 94H29V96L30 97H28L29 98V104L33 107V109H32V111L33 110H36L39 106L41 107V109L43 108V106H47V105H49V103L51 102V101H53V100H57V99H59L60 97H62V96H60V94L62 95L63 93H62V91L63 90H69V89H67V87H66ZM81 85V84H80ZM82 85H84V84H82ZM90 85H92V84H89V83H86V86H88L89 88H90ZM96 85V84H95ZM94 85V86H95ZM205 85V84H204ZM3 86V85H2ZM69 86H70V84H69ZM78 86V85H77ZM165 86H168V84H166V85H163V86H160V87H165ZM253 86V85H252ZM6 87V86H5ZM8 87H9V85H8ZM131 87V88H130ZM140 87V86H139ZM155 87H159V84L157 85V86H155ZM155 87H153V88H155ZM201 87V86H200ZM212 87V86H211ZM210 87V88H211ZM249 87H251L250 85H249ZM254 87V86H253ZM7 88V87H6ZM69 88V87H68ZM94 88V87H93ZM146 88V89H145ZM202 88V87H201ZM205 88V87H204ZM155 89H158V88H155ZM154 89V90H155ZM162 89V88H161ZM227 89V88H226ZM247 89V88H246ZM249 89V88H248ZM253 89V88H252ZM2 90V89H1ZM90 90V89H89ZM95 90V89H94ZM152 90V89H151ZM159 90V89H158ZM162 90H164V89H162ZM165 90H166V88H165ZM181 90V89H180ZM60 91H61V93H60ZM234 91V90H233ZM240 91V90H239ZM250 91V90H249ZM252 92V91H251ZM60 93V94H59ZM87 94H89L88 92H86ZM231 93V92H230ZM59 94V95H58ZM81 94V93H80ZM91 94H92V92H91ZM91 94H90V96H91ZM234 93H232V95H233ZM15 95V94H14ZM66 95V94H65ZM112 96V97H114L115 99V101L113 100V98H110V99H108V101H107V98H105L106 96L108 97V96ZM181 95V94H180ZM224 95V94H223ZM226 95V94H225ZM237 95H238V93H237ZM246 95V94H245ZM252 95V94H251ZM81 96V95H80ZM82 96H83V98L86 96V94L85 95H83L82 94ZM103 96H105V97H103ZM150 98L148 101H147V98L148 97ZM177 96V95H176ZM176 96H171V98L170 99H172L173 101H177L178 99H179V97H176ZM185 96V95H184ZM204 97V96H206V97H208L209 99H211V102H213V103H215V104H218L219 105V102L221 101H219L218 99H216L215 98V96H211V93H209V90L206 88V89H203V90H201V92L199 93V94H197V95H195V96H193V97H190V101H197V99L199 100V98H201V97ZM88 97H89V95H88ZM101 97H103V98H105V101H107V102H104V99L103 100H101L100 98ZM245 97H247V96H245ZM251 97V96H250ZM249 97V98H250ZM86 98V97H85ZM178 98V99H177ZM182 98V97H181ZM217 98H219V97H217ZM61 99V98H60ZM78 99V98H77ZM82 99V98H81ZM186 99H188V98H186ZM238 99V98H237ZM244 100L243 101H245V100H247V98L245 99V98H243ZM262 99V102L264 103V97L263 98H261ZM11 100H12V98H11ZM28 100V99H27ZM84 100V99H83ZM180 100V99H179ZM178 100V101H179ZM185 100V99H184ZM219 102H218V101ZM242 100V99H241ZM81 101V100H80ZM88 101V102H87ZM111 101V102H112ZM170 101V100H169ZM181 101H182V99H181ZM186 101V100H185ZM28 102V101H27ZM111 102H109V104H111ZM153 103V99H152V101L150 100V103ZM218 102V103H217ZM235 102V101H234ZM239 102H241V101H239ZM246 102V101H245ZM248 102V101H247ZM246 102V103H247ZM176 103V102H175ZM180 103V102H179ZM212 103V105H207V106H203V110H204V113H206V114H209L210 116H216L217 118L216 119H221L220 120V127H222V129L224 130V131H226L227 132V134H238V133H240V132H242L241 131V129H240V127H239V125H240V123H241V121L242 120H246L247 122L246 123H243L242 124V127L241 128H246V127H249V125H248V123H250V125L251 124H254L255 125V130L257 129H259V128H261V127H259V122L260 121H263L264 120V112L263 111H260V110H258L257 109V111H255L254 113H253V115H244V116H241V115H237V116H235V117H227V118H225V117H223V118H221V117H219V116H221V115H219V116H217L219 113H217V109L215 108V106H214V104ZM227 103V102H226ZM244 103V102H243ZM262 103V104H263ZM64 104H66V102L64 103ZM70 104V103H69ZM79 104H81V103H79ZM181 104V103H180ZM7 105V104H6ZM67 105H68V103H67ZM64 105V106H62L63 108V110L64 111H62V113H61V115H59V116H63L64 114H66V113H70L69 114V116H70V118L72 117L73 118V120L74 119H77V120H75V122H73V123H71V129L72 128H75V130L76 129H79V130H81V129H85L86 128V126H88L89 125V121L87 122V120H89V118L92 116V113H90V111H89V113H85V112H83V111H80V110H78L79 109V107H78V109H77V106L75 107V106H70V105ZM221 105V104H220ZM223 105V104H222ZM30 106V107H31ZM59 106V105H58ZM178 106H179V104H178ZM39 107V108H40ZM60 107H61V104H60ZM88 107V108H89ZM4 108H6V107H4ZM64 108H66L67 109V111H65L66 109H64ZM105 108V107H104ZM254 107H252V109H253ZM8 109H10V107H7V110ZM58 109V111H59V108H57ZM80 109H81V107H80ZM221 109V108H220ZM105 110V109H104ZM17 111V110H16ZM15 111V112H16ZM31 111V112H32ZM56 111V110H55ZM61 111V110H60ZM75 111V112H74ZM145 111V110H144ZM144 111H143V113H144ZM219 111V110H218ZM9 112V111H8ZM18 112V111H17ZM72 112H74V113H72ZM146 112V111H145ZM7 113V112H6ZM33 113H34V111H33ZM16 114V113H15ZM58 114V113H57ZM56 114V115H57ZM8 115V116H7ZM54 115V114H53ZM68 115V114H67ZM200 115L201 114H198V116H197V123L198 122H200V123H202V122H204V121H202V119H201V117H200ZM6 116L7 117H5V115H4V117H5V123L3 124V127H2V135H4V134H6V132H8V131H10V124H11V122H13L14 121V114L13 113H8V114H6ZM15 116H17V115H15ZM59 116H57L58 118H59ZM94 116V115H93ZM36 117V122H38V124H39V126L41 125H43V126H45V129H46V127H47V124H50V125H52L51 123H48L43 117H42V115H39L38 114V116H35ZM45 117V116H44ZM67 117V116H66ZM65 117V118H66ZM52 118V117H51ZM63 118V117H62ZM92 118V117H91ZM34 119V118H33ZM66 119H68V117L66 118ZM204 119H205V117H204ZM69 120V119H68ZM67 120V121H68ZM92 120H93V118H92ZM206 120V119H205ZM0 121H2V120H0ZM46 121V122H45ZM63 121H65V120H63ZM35 121H33V123H34ZM57 122H58V120H57ZM66 122V121H65ZM56 123V122H55ZM59 123V122H58ZM158 123V122H157ZM16 124V123H15ZM38 124L35 126V128L34 127H32V129L31 130H29L30 128H28L27 130L29 131V132H31L30 134H32V135H34L35 134V132L37 133V131L39 130V126H38ZM67 124H69V122L67 123ZM35 125V124H34ZM59 125V124H58ZM253 125V126H254ZM42 126V127H43ZM97 126V125H96ZM205 126V125H204ZM263 127V126H262ZM27 128V127H26ZM49 128H51V127H49ZM81 128V129H80ZM122 128V129H121ZM207 128H208V126H207ZM216 128V127H215ZM53 129V128H52ZM51 129V130H52ZM56 129V128H55ZM124 129H126L125 127H124ZM127 129H128V127H127ZM206 129V128H205ZM204 129V130H205ZM218 129V128H217ZM222 129H219V130H222ZM253 129V128H252ZM251 129V130H252ZM54 130V129H53ZM72 130H74V129H72ZM74 130V131H75ZM207 131H208V129H206ZM78 131V130H77ZM39 132V131H38ZM86 132V133H85ZM206 132V131H205ZM26 134V133H25ZM119 134V135H118ZM123 136V135H122ZM205 136V135H204ZM230 136V135H229ZM237 136V135H236ZM24 137V136H23ZM175 136H173L172 137V140H174L173 142H175V141H177L178 142V140H176V138H174ZM197 138L198 137H201L202 139L204 138L203 137V135H202V133H200L198 136H196ZM119 138H121V137H119ZM178 139H179V137H177ZM196 138V140H198ZM235 138H237V137H235ZM234 138V139H235ZM22 140H25L24 138H21ZM233 139V138H232ZM26 140H27V138H26ZM40 140V139H39ZM82 140V139H81ZM200 140V139H199ZM18 141V140H17ZM28 141V140H27ZM27 141H26V143H27ZM38 141V140H37ZM187 141V140H186ZM19 143H20V141H18ZM23 142V141H22ZM21 142V143H22ZM113 142V141H112ZM116 142V141H115ZM152 142V141H151ZM180 142V141H179ZM194 142H196V141H191V142H188L187 141V143H186V145H185V147L187 146V147H190V148H194ZM230 142V141H229ZM229 142L226 144V143H222V144H220L221 146H222V151H227V149L229 148V147H232V146H235V145H232L231 143H230V145H229ZM235 142V141H234ZM15 143H17V142H13V143H10V142H8L6 145H2V146H0V165L2 166V165H4V166H7V165H10V164H15L14 162H16L17 164L19 163V161H18V159H20V158H17V155H18V153H19V151H18V153H17V151H16V148L14 147L13 148V146H14V144ZM20 143V144H21ZM29 143V142H28ZM27 143V144H28ZM153 143H155V141H153ZM153 143H152V145H153ZM182 143V142H181ZM38 144H39V142H38ZM118 144V143H117ZM126 144V143H125ZM130 144V143H129ZM166 144V143H165ZM185 144V143H184ZM29 145H30V143H29ZM127 145V144H126ZM150 145V144H149ZM182 145V144H181ZM197 145V144H196ZM15 146H19L18 145V143H17V145L15 144ZM22 146V145H21ZM37 146V145H36ZM60 146V145H59ZM78 146V145H77ZM121 146L122 147H124L122 144H121ZM156 146V145H155ZM183 146V145H182ZM26 147V146H25ZM29 147V146H28ZM31 147V146H30ZM29 147V148H30ZM220 147V146H219ZM24 148V147H23ZM151 148V147H150ZM234 148V147H233ZM31 149V148H30ZM38 149V148H37ZM41 149V148H40ZM76 149H78V147L76 148ZM124 149H125V147H124ZM182 149V148H181ZM219 149H221V148H219ZM18 150V149H17ZM20 150V149H19ZM24 150H25V148H24ZM28 150V149H27ZM31 150H34V148H32ZM176 150V149H175ZM191 150V149H190ZM22 151V150H21ZM28 151H30V150H28ZM145 151V150H144ZM178 151V150H177ZM192 151H193V149H192ZM221 151V152H222ZM46 152V151H45ZM60 152V153H59ZM190 152V151H189ZM188 152V153H189ZM228 152V151H227ZM237 152V154H238V151H236ZM21 153H23V152H21ZM24 153H25V151H24ZM68 153V152H67ZM72 153V152H71ZM75 153V152H74ZM77 153V152H76ZM191 153H193V152H191ZM195 153V152H194ZM239 153H240V151H239ZM175 154V153H174ZM190 154V153H189ZM241 154V153H240ZM20 156H18V157H21V155L22 154H19ZM49 154H47V156H48ZM178 155L179 156H181V157H183V156H186L187 155V149L186 148H184V150H180V151H178ZM194 155V154H193ZM77 156V155H76ZM196 156V155H195ZM234 156V155H233ZM235 156H236V153H235ZM246 155H244V157H245ZM65 157H66V153H65V155L64 154H62V152L61 151H59L58 150V152H57V150H55V152H53L52 154H51V156H50V159H51V161H50V164H46V162L44 161V163L45 164H43V166H45V167H48L47 165H50V168H46L49 172H52L51 173V175L49 176V178H48V181L49 182H51V184H52V182L54 181V179L56 178V175H58V173H57V171H58V167H60L61 166V164L63 163V168L65 169V171L67 170V171H70V170H73V171H78V170H80L81 168H82V163H76V162H71L70 160V162L68 161V162H66V160H65ZM70 157V156H69ZM130 157V156H129ZM187 157V156H186ZM243 157V156H242ZM26 158V157H25ZM48 158L49 157H46V161L48 160ZM68 158V157H67ZM171 158V157H170ZM188 158V157H187ZM201 158V157H200ZM228 158V157H227ZM250 158V157H249ZM44 159V158H43ZM154 160H156L155 158H154ZM153 160V161H154ZM247 160V159H246ZM262 160V159H261ZM43 161V160H42ZM152 160L150 161V162H153ZM240 161V160H239ZM64 162H66L65 164H64ZM110 162V161H109ZM114 162V161H113ZM149 162V161H148ZM171 162V161H170ZM173 162V161H172ZM245 162V161H244ZM107 163V164H106ZM147 163V162H146ZM257 163V162H256ZM255 163V164H256ZM42 164V163H41ZM114 164V163H113ZM151 164V163H150ZM149 164V168L151 169V170H155L156 168H159V167H162L163 165H167L168 166V158H160L159 160H157V161H155V162H153L151 165ZM175 164V163H174ZM182 164V163H181ZM188 164H189V162H188ZM233 164V163H232ZM244 164V163H243ZM254 164V165H255ZM115 165V164H114ZM184 165V164H183ZM182 165V167L181 168H183V167H185V166H183ZM186 165V164H185ZM190 165V164H189ZM242 165V164H241ZM166 166V167H167ZM177 166V165H176ZM176 166H173V168L174 167H176ZM256 166V165H255ZM262 166V168L264 169V167H263V162H261V161H259L258 162V164H257V167L259 168V167H261ZM172 167V166H171ZM179 167V166H178ZM206 167V166H205ZM227 167V166H226ZM229 167V166H228ZM231 167H233V166H231ZM231 167H229L230 169L228 170H224V169H222L221 167V171H217V172H214L215 173V176H217V177H214V175H213V177L215 178V180L214 181H212V179H210V180H207V182H205V184H206V187L203 189V188H201L200 187V185H194V183L192 184V185H194L193 187H192V189L190 190L191 192L192 191H200V190H202L203 192L204 191H207L208 189H212V188H217V187H222L223 186V184H225V183H228L231 179H237L238 178V175H237V173L241 170V168H240V166L239 167H233V168H231ZM83 168H85L84 166H83ZM82 168V169H83ZM113 168H114V166H113ZM115 168V169H116ZM202 168V167H201ZM32 169H34V167L32 168ZM44 169V168H43ZM43 169H42V171H43ZM88 169V168H87ZM87 169H86V171H87ZM162 169H163V167H162ZM29 170V169H28ZM117 170H118V168H117ZM38 171V170H37ZM89 171V170H88ZM115 171V170H114ZM176 171H178V169L176 170ZM214 171V170H213ZM215 171H216V169H215ZM111 172V171H110ZM146 172H147V170H146ZM146 172H144L145 174V176H146ZM149 172V171H148ZM201 172V171H200ZM208 172V171H207ZM100 174V173H99ZM141 174V173H140ZM140 174H139V176H140ZM100 176V178L101 179H103V177L104 176ZM144 175H142V176H140V178L141 179H143L144 181H145V179H147ZM147 175H148V173H147ZM95 176H98L97 174L95 175ZM148 177V176H147ZM151 177V176H150ZM201 176H198V175H196L195 176V178L198 180L199 178H200ZM97 178V177H96ZM96 178L94 177V180H96ZM153 178V177H152ZM151 178V179H152ZM106 179V178H105ZM108 179V178H107ZM150 179V178H149ZM150 179V180H151ZM155 179V178H154ZM99 180V179H98ZM23 181V180H22ZM143 181V182H144ZM153 181V180H152ZM155 181V180H154ZM205 181V180H204ZM19 182V181H18ZM18 182H17V184H9L10 182H8L7 181V185L5 186V187H1V185H2V183H0V208H3V210L4 209H6L7 211H9L8 209H7V203L6 202H4V200L2 199L3 197H4V195H6V193H8V191L10 190V191H12L13 189L16 191V194L18 195V194H20V193H17V192H21L22 191V189L21 190H19V188L22 186H20L19 187V184H18ZM24 182V181H23ZM23 182H21L20 184H23ZM55 182V181H54ZM150 182V181H149ZM16 183V182H15ZM25 183V182H24ZM151 183V182H150ZM4 184V183H3ZM148 184V183H147ZM152 184V183H151ZM191 185V186H192ZM19 187V188H18ZM138 188V187H137ZM224 188V187H223ZM12 189V190H11ZM174 189V188H173ZM248 189V188H247ZM19 190V191H18ZM250 190V189H249ZM248 190V191H249ZM14 191V192H15ZM190 191H189V193H190ZM209 191V190H208ZM13 192V193H14ZM171 192V196H173V198L175 197V199L177 198V199H182V201L183 200H185V194H183V193H181V192H178V190H172V191H170ZM211 192V191H210ZM234 192V191H233ZM241 192V191H240ZM11 193V192H10ZM24 193V192H23ZM193 193V192H192ZM196 193V192H195ZM239 191L238 192H234L232 195H231V197L229 198V199H227L226 201L225 200H223V202H221L219 205L218 204H216V202H214L217 206H219L220 207V209H222V210H224L222 207H224V208H226V207H230V206H234V204L236 203L235 202V198H237V196H239ZM214 194V193H213ZM253 194H255L256 196H262L263 194H264V183H261V184H259V186H257L255 189H254V193ZM21 195V194H20ZM23 195H25V194H23ZM55 195V194H54ZM151 195H153V194H151ZM7 196V195H6ZM19 196V195H18ZM56 196L57 197H60V195H59V193H58V195L56 194ZM56 196H54V197H56ZM56 197V198H57ZM152 197V196H151ZM7 198V197H6ZM13 198H14V196H13ZM13 198L11 199L10 197L9 198H7V199H11V201L13 200ZM19 198V197H18ZM17 197H16V199H14V201H9L11 204L10 205H12L13 206V204H14V208H16V210L17 211H15V209H14V211H15V213H11V215L8 217V221H7V223L5 222L4 224L5 225H7L8 224V226H15V225H18V224H20L22 221H23V219L25 218V216H26V213H25V210H23V208L25 207V208H27L26 206H27V204H30V201H29V203H28V200L26 201L24 198H23V200H17L18 199ZM62 198V197H61ZM171 199H173L172 197H170ZM170 198H168V196H166V195H162V194H156V195H154V199H156L157 201H158V203H159V206H157V211L156 212H154V213H151L150 212V214H148V216L146 217V219H145V221H144V225H142L143 227H139L138 226V228H139V230H140V228L142 229V230H140L141 232H140V234H138L137 235V233H135V232H132V229H131V231H130V228L132 227L131 226V224H130V228H129V223H128V226L126 225V227H124L123 228V230L122 231H119L118 233H116V231H115V233H112V234H105V233H103L102 232V230H104V228L105 227H103L102 225H103V223H101V221H105V220H109L110 218H108V217H112V215H114V211L112 212L113 214H111V213H105V209L103 210V211H99V217L98 218H100V222H96L95 220H96V218H94V219H86L85 221H84V219H83V223H81V222H79V221H81V220H79L78 222L79 223H76V224H69V225H71V226H69V228H68V230H66L65 231V236L62 238L61 237V235H60V238L61 239H59V237H58V239L59 240H61V241H59L60 243H58V245L56 244L55 246L58 248V250H60V251H62L65 255L68 253V254H70L68 251H70V250H68L70 247H72V246H75V245H78L77 247H79L81 250H83L82 248H85L88 244H89V242H92V241H96V242H98V241H102V243H103V245H106L105 246V248H106V250H108V247H110L111 245L113 246H115V244L117 245V242L119 241V239H120V237H121V235L122 234H127V233H129V235H130V233L132 232V233H134V234H132L131 233V235H134L133 237L131 236V238H133V239H135V241L133 240V239H131L130 238V240L132 241H134V244H136V243H138V244H140L141 245V249H136V250H133L132 249V246H127L126 248H125V244H124V247L122 248V246H120V244L118 245V246H120L121 247V250H123V249H129V251L131 252V254L129 255V257H128V259H127V261H125L126 263H122V264H221V261H220V259H217L218 258V254H219V249H223L224 248V244H217V245H209V244H211V243H209V244H206V243H204L203 241L205 240V239H203V241H202V243L201 242H199L200 243V246L199 247H197L198 249H195L196 251H197V255H198V258H194V259H190V258H187V259H183V261L182 260H179V261H176L175 262V257L177 256L176 254H178L177 253V242L178 241H181V240H183L184 242H186V244H188L190 247L191 246H193V244L195 243V242H197L198 240H200L199 239V237H200V235L201 234H199L200 232L202 233V230H200V232L199 231H197V230H190V229H188L187 230V228H189V227H187V228H185V227H183V228H185V230H187V232L189 231V233H185L182 229H180L181 231H183V235L182 236H180L181 234L180 233H178V235H172V234H170L169 232H165V230H164V227H163V229H159L158 231H156V232H152V229L155 227V226H157V224H160L161 226V228H162V225H165V224H161L162 223V221H163V219L162 218H164L166 215L165 214H167V216L169 217V215L170 214H174V215H176V211L174 212V210H177L176 208H172L171 206H170V204H169V199ZM239 198V197H238ZM5 199V198H4ZM59 199V198H58ZM152 199V198H151ZM154 199H152V200H154ZM170 199V200H171ZM211 196H209L208 194H206V195H202L201 196V198L199 199V201H197L196 203H194L195 204V206H197V210H199V209H201V208H205L206 209V205L211 201ZM46 200V199H45ZM50 200V199H49ZM191 200H193V199H191ZM196 200V199H195ZM5 201H6V199H5ZM8 201V200H7ZM187 201V200H186ZM9 202H8V204H9ZM43 202H44V200H43ZM172 202H173V200H172ZM171 202V203H172ZM175 202V201H174ZM180 202V201H179ZM218 202H220L219 200H218ZM183 203V202H182ZM182 203H179V204H181L182 205ZM211 203V202H210ZM16 204V205H15ZM47 204H48V206L50 205L49 204V201L47 200L46 201V203L44 202V204H42L44 207H46L47 206ZM177 204H178V202H177ZM186 204V203H185ZM193 204V205H194ZM254 204V203H253ZM8 206V207H10L9 209H11L12 207L11 206ZM46 205V206H45ZM158 205V204H157ZM184 205V204H183ZM188 204H186V205H184V206H186L185 208H184V211L187 209V208H189L188 206H187ZM5 206H6V208H5ZM16 206V207H15ZM47 206V207H48ZM192 206V205H191ZM195 206H194V208H195ZM28 207H29V205H28ZM31 207V206H30ZM42 207V206H41ZM174 207H176V206H174ZM20 210H19V209ZM155 208V207H154ZM181 208V207H180ZM46 209V208H45ZM183 209V208H182ZM251 209H252V207H251ZM253 209H254V207H253ZM6 210H4V211H6ZM19 210V211H18ZM22 210H23V212H22ZM102 210V209H101ZM4 211L2 212L3 214H4ZM86 211V210H85ZM82 212V215L85 217L86 215H88V213H86V212ZM106 211H108V210H106ZM137 211V210H136ZM203 211H205L204 209H203ZM215 211H217L218 212V210H214V212H212V213H210L208 216H209V218L208 219H212V218H215L216 216L217 217H220V216H222L223 214H222V212H221V210H219L221 213L220 214H222V215H219L217 212H215ZM252 211V210H251ZM250 211V209H249V212H251ZM255 211H257V210H255ZM109 212V211H108ZM199 212H200V210H199ZM199 212H197V213H199ZM234 212V211H233ZM233 212H231V213H233ZM248 212V210L247 211H245V212H240V211H235L233 214H232V216L234 215L235 217H240V220L241 219H247V220H249V221H251L253 218H252V215L254 216V214H253V212H254V210H253V212L252 213H249ZM27 213H30V212H27ZM165 213V214H164ZM203 213H205V212H203ZM3 214H1L2 216H1V218H3V219H1L0 220V223L1 224H3L2 223V220H4L6 217L3 215ZM109 214H111L110 216H109ZM200 214V213H199ZM199 214H198V216H196V215H191V214H187L185 217H186V219H182V220H180L179 219V217H178V220H177V223H175V224H177L176 226L178 227V223L179 224H181L182 226H189L190 224H189V220H188V218H191V220L193 219V221L195 220V219H197L198 217H199V219L200 218H202V217H200L199 216ZM225 214V213H224ZM97 215V214H96ZM116 215V214H115ZM165 215V216H164ZM201 215V214H200ZM205 215V214H204ZM5 218H4V217ZM163 216V217H162ZM166 216V217H167ZM181 216H183V215H181ZM189 216V217H188ZM28 217H30L29 215H28ZM82 217V216H81ZM116 217H118V216H115V218ZM162 217V218H161ZM224 216H222V220L223 219H225V218H223ZM225 217H226V215H225ZM112 218H114V217H112ZM171 218H172V216H171ZM181 218V217H180ZM256 218V217H255ZM169 219V218H168ZM175 219H173V221L172 222H174V220ZM219 220H220V218H218ZM226 219H227V217H226ZM6 220H7V218H6ZM111 220H113V219H111ZM115 220V219H114ZM188 220V221H187ZM198 220V219H197ZM255 220V219H254ZM5 221V220H4ZM3 221V222H4ZM116 221H118L117 220V218H116ZM166 221V220H165ZM165 221H163V222H165ZM224 221V220H223ZM226 221V220H225ZM172 222H170V220L168 221V223H172ZM176 222V221H175ZM205 222V224H206V221H204ZM222 222V221H221ZM242 222V221H241ZM105 223V222H104ZM118 224H120L119 222H117ZM117 223H115V224H117ZM167 223V222H166ZM187 223L189 224V225H187ZM200 223H202V222H200ZM222 223H224V222H222ZM250 223V222H249ZM254 223V222H253ZM260 223V222H259ZM0 224V225H1ZM175 224H174V226H175ZM198 224V223H197ZM203 224V223H202ZM202 224L201 225H199L200 227L202 226ZM256 224V223H255ZM108 225H109V222H108ZM121 225H122V223H121ZM207 225V224H206ZM209 225V224H208ZM55 226V225H54ZM101 226L103 227V229L101 230ZM111 226V225H110ZM122 226H124V225H122ZM166 226V225H165ZM172 226V225H171ZM190 226H195L194 224L192 225H190ZM113 227V226H112ZM117 227V226H116ZM118 227H121V226H119L118 225ZM118 227L116 228V229H118ZM209 227H212V225H210ZM98 228H100V230H98ZM134 228V227H133ZM166 228V227H165ZM174 228V227H173ZM176 228V227H175ZM174 228V229H175ZM193 228H195V227H193ZM255 230H257L258 232L260 231H262V232H264V225H262V223H260V224H256L255 225ZM1 229V228H0ZM3 229V228H2ZM53 229V230H52ZM51 230H49V232H51V233H57V234H62V229H63V225H61V224H56V226L54 227V228H52ZM91 230V229H96V230H98V231H96L97 233H99V231L100 232H102V233H100V234H98L97 235V233L94 231V234L96 235H94V237L92 238V239H88V240H81L80 241V237L81 236H83V234H85L86 232H87V230ZM107 229H109V228H107ZM112 229V228H111ZM120 229V228H119ZM135 229V228H134ZM134 229H133V231H134ZM137 229V228H136ZM136 229H135V231H136ZM179 229V228H178ZM204 229V228H203ZM10 230V229H9ZM28 230V227H24L23 228V231L21 232V234H20V238H21V242H22V238H24V237H26L27 235H26V232H29V231H27ZM110 230V229H109ZM109 230H108V232H109ZM139 230L137 229V231H138V233H139ZM155 230V229H154ZM206 230V229H205ZM222 230V229H221ZM1 231H4V230H1ZM0 231V232H1ZM47 231V233H44V232H46ZM46 231H44L43 232V234H41V236H39V238H36V237H34L33 238V241L35 240V242L37 243V241L36 240H38L39 239V241H40V244L41 245H43V244H47V242H49V240H51V242H52V240H53V237H55L54 239H56V233L55 234H53V236H52V234H51V239H49V237H50V234H48L49 232H48V230H46ZM62 231V232H61ZM91 231H93V230H91ZM113 231H114V229H113ZM112 231V232H113ZM180 231V232H181ZM18 233H19V231H17ZM61 232V233H60ZM4 233V232H3ZM3 233H0V235L1 234H3ZM17 233V234H18ZM160 233H161V235H160ZM184 233H185V235H184ZM7 234L9 235V233L7 232ZM16 234V235H17ZM28 234V233H27ZM63 234H64V232H63ZM88 234V233H87ZM86 234V235H87ZM91 234V233H90ZM105 234V235H104ZM158 234H159V236H158ZM14 235V234H13ZM55 235V236H54ZM3 236H5V235H3ZM10 236V235H9ZM17 236H19V235H17ZM58 236V235H57ZM158 236V238H156ZM89 237H90V235H89ZM124 237H127L126 235L124 236ZM129 237V236H128ZM127 237V238H128ZM36 238V239H35ZM87 238V237H86ZM154 238H156V240L157 241H155V242H150L149 240H152V239H154ZM129 240V239H128ZM129 240V241H130ZM146 240H148L150 243H148L146 246H143V244H144V242L146 241ZM38 241V242H39ZM148 241H146V242H148ZM201 241V240H200ZM54 242V241H53ZM56 242H58V240L56 241ZM136 242V243H135ZM251 242H254V244H255V246L257 245L258 247H260L261 248V253H260V262L261 263H263L264 264V238H261V239H259V238H255L254 240H251L250 241V243ZM101 243V242H100ZM1 244V243H0ZM7 244V243H6ZM9 244V243H8ZM39 244V243H38ZM97 244V243H96ZM95 244V246L94 247H96L97 245ZM138 244H136V245H138ZM252 244V243H251ZM3 246H4V243L2 244ZM16 245V244H15ZM14 245V246H15ZM94 245V244H93ZM103 245H98V247L99 246H103ZM237 245V244H236ZM2 246V247H3ZM6 246V245H5ZM111 246V248H113ZM118 246H116L117 248H118ZM212 246V247H211ZM35 247V246H34ZM53 246H51V248H52ZM104 247V246H103ZM116 247H114V248H116ZM10 248V247H9ZM38 248V247H37ZM42 248V247H41ZM75 248V247H74ZM87 248V247H86ZM105 248H103V249H105ZM113 248V249H114ZM158 248H162V256L161 257H158L159 256V254H158V259L156 258V259H154V258H152L153 256H152V254L155 252V251H157V249ZM1 249V248H0ZM11 249V248H10ZM39 249V248H38ZM55 249V251H57L56 250V248H54ZM53 249V250H54ZM70 249H72V248H70ZM80 249H78V250H80ZM101 249H102V247H101ZM102 249V250H103ZM120 249V248H119ZM118 249V250H119ZM205 249H208L209 250V252H213L214 251V254L213 255H211L210 257H209V259H205L204 257H202L201 258V256H202V252H204L205 251ZM246 249H249V248H247L246 247ZM2 250V249H1ZM0 250V251H1ZM3 250H4V247H3ZM40 250H42V249H40ZM115 250V249H114ZM124 250V251H125ZM180 250V249H179ZM54 251V252H55ZM100 251V250H99ZM104 252H106L105 250H103ZM120 251V250H119ZM159 251V250H158ZM221 251V250H220ZM114 252V251H113ZM121 252V251H120ZM40 253H42V252H40ZM61 253V252H60ZM63 253H61V255H63ZM92 253V252H91ZM100 253H103V252H100ZM100 253H98V255L100 254ZM123 253V252H122ZM127 253H129V252H127V250H126V253L125 254H127ZM158 253H160V252H158ZM1 254V253H0ZM9 254V253H8ZM67 254V255H68ZM107 254L108 255H106L105 257H107V256H110L109 255V252H107ZM157 254V253H156ZM64 255V258H66V256ZM96 255V254H95ZM115 255V254H114ZM114 255H113V260H111V261H115V259L117 258V256L114 258ZM122 255V254H121ZM123 255H124V253H123ZM154 255V254H153ZM2 256H5V255H2ZM89 256L90 257H86V259H84V260H82L81 258V262L79 263V260H78V262H76V260L74 259V260H72V257L71 256H69V258H67V263L66 262H58V263H56V264H81L82 262H83V264H97L96 263V259L97 258H99L98 256H93V254H89ZM104 256V255H103ZM125 256V255H124ZM95 257H97V258H95ZM101 257H102V255H101ZM112 257V256H111ZM110 257V258H111ZM2 258V257H1ZM33 258V257H32ZM88 258V259H87ZM104 258V257H103ZM103 258H101V259H103ZM108 258V257H107ZM107 258H104L103 259V262H104V260L105 259H107ZM124 258V257H123ZM125 258H127V257H125ZM35 259V258H34ZM33 259V260H34ZM100 259V258H99ZM98 259V260H99ZM101 259H100V261H101ZM117 259H119V256H118V258ZM223 259H225V258H223ZM59 260V259H58ZM61 260V259H60ZM110 260V259H109ZM109 260L107 259V261L109 262ZM124 260H126V259H124ZM123 260V261H124ZM177 260V259H176ZM227 260V259H226ZM222 261V263L223 264H226V262H227V264H230V262L228 263V260L227 261ZM100 261H99V264H101L100 263ZM106 261V262H107ZM118 261V260H117ZM220 261V262H219ZM108 262H107V264H108ZM121 262L122 261H120V259H119V262H118V264H121ZM8 263H10V262H8ZM14 264H16L15 262H13ZM17 263H19V262H17ZM23 263V262H22ZM33 263V262H32ZM35 263H36V261H35ZM37 263H38V261H37ZM113 263V262H112ZM111 262L109 263V264H112ZM116 263V262H115ZM115 263H113V264H115ZM27 264V263H26ZM29 264H31V263H29ZM34 264V263H33ZM39 264H42L41 262L39 263ZM105 264V263H104Z\"/></svg>",
  "mask_w": 264,
  "mask_h": 264
}]
</instances>
